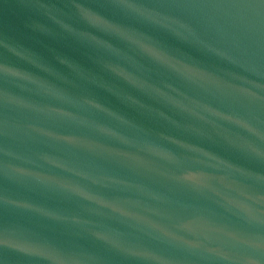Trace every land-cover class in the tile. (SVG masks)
Instances as JSON below:
<instances>
[{
	"label": "water",
	"instance_id": "95a60500",
	"mask_svg": "<svg viewBox=\"0 0 264 264\" xmlns=\"http://www.w3.org/2000/svg\"><path fill=\"white\" fill-rule=\"evenodd\" d=\"M0 264H264V0H0Z\"/></svg>",
	"mask_w": 264,
	"mask_h": 264
}]
</instances>
